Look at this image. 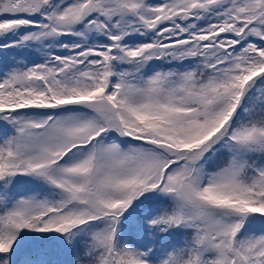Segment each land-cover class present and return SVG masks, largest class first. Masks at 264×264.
Here are the masks:
<instances>
[{
	"label": "snow or ice",
	"instance_id": "obj_1",
	"mask_svg": "<svg viewBox=\"0 0 264 264\" xmlns=\"http://www.w3.org/2000/svg\"><path fill=\"white\" fill-rule=\"evenodd\" d=\"M0 264H264V0H0Z\"/></svg>",
	"mask_w": 264,
	"mask_h": 264
}]
</instances>
